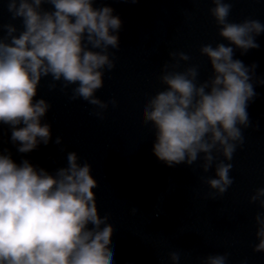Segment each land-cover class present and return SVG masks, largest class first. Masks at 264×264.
<instances>
[{
    "label": "clouds",
    "instance_id": "obj_1",
    "mask_svg": "<svg viewBox=\"0 0 264 264\" xmlns=\"http://www.w3.org/2000/svg\"><path fill=\"white\" fill-rule=\"evenodd\" d=\"M4 2L11 20L22 21V30L0 22V125L9 126L19 153H30L52 140V126L44 122L51 104L36 99L42 78L51 76L50 90L60 82L65 94L74 86L71 100L83 99L100 110L116 105L115 99L105 102L95 93L104 85L105 70L116 66L109 49L119 50V36L113 33L122 21L111 7L94 8V0ZM211 3L220 37L243 52L259 47L255 37L264 32V24L255 19L229 22L232 0ZM43 4L53 10H44ZM199 51L210 59L213 77L199 83V66L169 71L191 59L170 52L176 62L163 64L160 82L165 87L146 101L142 119L155 129L153 152L168 166L192 165L202 158L200 167L208 172L215 164V178L205 182L222 196L234 182L229 175L233 165L224 161L244 145L242 129L252 126L247 108L256 96L250 82L256 66L233 59V47L223 43L204 44ZM95 115L102 118V111ZM55 144L61 145L62 137ZM214 153L224 159L218 161ZM66 160L65 167L50 173L27 159L17 164L0 147V264H113V226L108 215L98 214L92 166L79 163L75 151ZM249 202L264 210V187ZM254 222L258 243L253 251L264 253V211ZM228 256L210 255L203 264H227ZM170 259L178 264L180 254L171 252Z\"/></svg>",
    "mask_w": 264,
    "mask_h": 264
},
{
    "label": "water",
    "instance_id": "obj_2",
    "mask_svg": "<svg viewBox=\"0 0 264 264\" xmlns=\"http://www.w3.org/2000/svg\"><path fill=\"white\" fill-rule=\"evenodd\" d=\"M105 6L122 21L113 33L120 47L109 49L116 66L105 70L104 85L95 95L105 102L115 99L116 105L100 110L83 99L71 100L74 86L65 94L56 82V89L50 90L52 78L44 77L36 99L51 104L44 122L52 126V140L19 153L9 126L0 125V147L8 149L17 164L27 159L50 173L67 165L70 151L78 154L79 163L91 164L98 182L93 190L98 214L108 215L113 226V264H173L174 251L180 254L178 264H203L208 256L224 253L229 254L227 264H264V253L253 251L258 243L254 217L264 210L249 202L255 190L264 187V32L255 37L258 48L243 52L218 35L209 11L214 7L211 0H94V8ZM42 8L53 10L49 4ZM228 19L264 24V0H232ZM0 22L22 30V21L11 20L4 0ZM208 43L231 46L233 59L256 66L250 81L256 96L247 108L252 126L242 129L244 145L231 161H224L233 165L229 175L234 182L222 196L205 182L215 178V164L208 172L200 167L202 158L192 165L168 166L155 156V129L142 119L146 101L165 87L160 82L163 64L176 62L170 52H184L191 59L169 71L199 66V83L213 77L210 59L199 51ZM97 111H102V118ZM57 136L62 137L61 145L55 144ZM214 155L218 161L224 159Z\"/></svg>",
    "mask_w": 264,
    "mask_h": 264
}]
</instances>
